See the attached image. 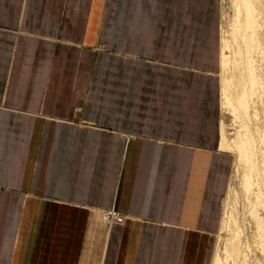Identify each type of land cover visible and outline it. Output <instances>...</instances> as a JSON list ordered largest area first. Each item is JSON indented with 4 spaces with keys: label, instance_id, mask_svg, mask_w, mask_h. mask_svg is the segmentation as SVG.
<instances>
[{
    "label": "crops",
    "instance_id": "obj_1",
    "mask_svg": "<svg viewBox=\"0 0 264 264\" xmlns=\"http://www.w3.org/2000/svg\"><path fill=\"white\" fill-rule=\"evenodd\" d=\"M219 16L0 0V264H207L234 161Z\"/></svg>",
    "mask_w": 264,
    "mask_h": 264
},
{
    "label": "rangeland",
    "instance_id": "obj_2",
    "mask_svg": "<svg viewBox=\"0 0 264 264\" xmlns=\"http://www.w3.org/2000/svg\"><path fill=\"white\" fill-rule=\"evenodd\" d=\"M252 2L254 24L258 26L255 36L260 37V43L264 45V0ZM219 5L220 56L226 54L229 58L226 69L220 65L218 70L221 132L224 128L227 139L235 140L246 134L252 143V159L251 164L245 163L226 144L223 148L231 153L234 161L223 200L220 228L212 238L207 264H212L217 250L225 252V259L220 264H264V95L259 89L251 94L254 90L246 73L248 54L245 51L247 38L244 36L242 3L240 0H219ZM222 39L229 41V49L221 47ZM252 55L256 73L264 81V67L260 65L257 54L254 52ZM223 84L234 103L242 92L243 97L240 98L247 104L244 112L239 108L231 112L222 106ZM246 180L248 187L245 186Z\"/></svg>",
    "mask_w": 264,
    "mask_h": 264
},
{
    "label": "bare ground",
    "instance_id": "obj_3",
    "mask_svg": "<svg viewBox=\"0 0 264 264\" xmlns=\"http://www.w3.org/2000/svg\"><path fill=\"white\" fill-rule=\"evenodd\" d=\"M240 1L242 3V8L245 11L244 36L247 38V41H245V51L248 54V59H247L248 68H247L246 73L248 75L251 88L252 90H254V92H252L251 94H255V90L259 89L260 92L264 95V81L262 80V78L258 76L259 74L256 73V70L252 64V62L254 61L252 53L255 52L258 56L260 65H263L264 67V45L260 43L261 38L255 36L258 26L254 24V18L252 15V5H253L252 0H240ZM237 10L238 12H240V8H238V6H237ZM247 29L249 30L248 32H247ZM222 40H223V44L221 47H223V49L224 48L229 49V46H228L229 41L227 39H222ZM228 62H229L228 55L222 54L220 65L223 69H226ZM240 97H243L242 92L241 94L238 95L236 103L232 102V99L227 92L226 86L223 84L222 102H221L223 107H225L227 110H230L231 112H235L238 108L242 109V111L244 112L247 104H246V101L242 100V98ZM225 144L228 149L234 150L238 157L243 158L245 163L251 164L252 143L250 139L246 136V134L239 135L238 138H236V140L231 139V138L227 139V134L225 133V129L223 128L222 129L223 148ZM263 181H264V173H263ZM248 185H249V182L246 180L245 186L248 187ZM257 225H260V223H258ZM219 253L221 254V256L219 255ZM224 259H225V252L223 251L221 253L220 251L217 250L215 252V256H214L212 264H220V262L223 261Z\"/></svg>",
    "mask_w": 264,
    "mask_h": 264
},
{
    "label": "built area",
    "instance_id": "obj_4",
    "mask_svg": "<svg viewBox=\"0 0 264 264\" xmlns=\"http://www.w3.org/2000/svg\"><path fill=\"white\" fill-rule=\"evenodd\" d=\"M103 220L106 223H111V222H122L123 216L115 213V212H105L103 214Z\"/></svg>",
    "mask_w": 264,
    "mask_h": 264
}]
</instances>
